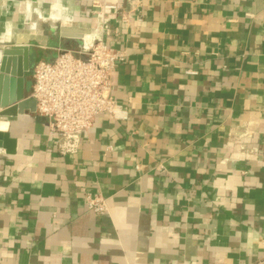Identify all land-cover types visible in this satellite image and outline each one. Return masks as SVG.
Here are the masks:
<instances>
[{
	"label": "crops",
	"instance_id": "crops-1",
	"mask_svg": "<svg viewBox=\"0 0 264 264\" xmlns=\"http://www.w3.org/2000/svg\"><path fill=\"white\" fill-rule=\"evenodd\" d=\"M97 39L127 53L111 82L128 119L97 116L61 155L33 68ZM9 49L0 264H264V0H0Z\"/></svg>",
	"mask_w": 264,
	"mask_h": 264
},
{
	"label": "built area",
	"instance_id": "built-area-1",
	"mask_svg": "<svg viewBox=\"0 0 264 264\" xmlns=\"http://www.w3.org/2000/svg\"><path fill=\"white\" fill-rule=\"evenodd\" d=\"M92 8L101 19L106 12L116 11L114 6L98 2ZM126 59L124 50L97 39L80 50H62L52 61L34 65L31 98L35 112L47 121L61 155L76 152L80 136L90 129L97 116L105 115L115 122L128 119L126 108L112 97L111 82L114 70ZM84 203L94 214L107 213L106 201L100 194L86 195Z\"/></svg>",
	"mask_w": 264,
	"mask_h": 264
},
{
	"label": "water",
	"instance_id": "water-1",
	"mask_svg": "<svg viewBox=\"0 0 264 264\" xmlns=\"http://www.w3.org/2000/svg\"><path fill=\"white\" fill-rule=\"evenodd\" d=\"M20 51L23 50H0V72L5 73L7 71L9 56H14L17 53H20ZM20 99L21 95L19 94L17 98L10 99V101H0V121H2L0 122V124H7V122L10 121V118H8V120H5L3 117H11L10 115L16 112L18 106L15 105ZM1 132L2 131H0V149H4L7 154H12L13 140L9 138V135L6 131H3L2 133Z\"/></svg>",
	"mask_w": 264,
	"mask_h": 264
}]
</instances>
